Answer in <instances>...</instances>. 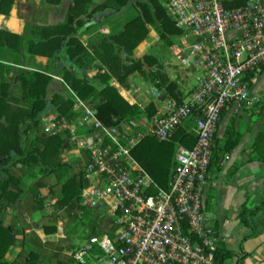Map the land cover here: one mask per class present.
<instances>
[{"label":"built area","instance_id":"obj_1","mask_svg":"<svg viewBox=\"0 0 264 264\" xmlns=\"http://www.w3.org/2000/svg\"><path fill=\"white\" fill-rule=\"evenodd\" d=\"M235 1L162 0L181 31L177 58L200 71L184 100L166 96L163 111L113 126L75 94L77 116L41 114L45 132L66 131L87 152L83 203L105 208L86 244L69 251L77 264H224L203 210L215 133L224 110L237 115L259 102L250 81L264 68V0L228 5ZM182 128L195 143L176 145L170 185L159 187L132 149L146 137L171 140Z\"/></svg>","mask_w":264,"mask_h":264},{"label":"crops","instance_id":"obj_2","mask_svg":"<svg viewBox=\"0 0 264 264\" xmlns=\"http://www.w3.org/2000/svg\"><path fill=\"white\" fill-rule=\"evenodd\" d=\"M72 1L61 0L57 5H50L43 0H15L7 15L0 13V29L16 34L26 32L34 38H41L43 35L38 27L61 23ZM102 1L93 0L92 7ZM98 12L101 11L94 12L89 20H97L95 23L79 32V29L89 22L86 21L77 30L81 42L95 57L91 65L78 70L89 79L94 78L98 72H107L106 66L98 57L100 52L96 42L101 35L108 34L111 30L107 23L103 22L109 16H116L119 13L108 10L110 14L107 12L97 16ZM147 27L146 38L135 47L131 57L141 58L144 54H149L156 62L144 63L143 72L134 71L124 80H118L110 75L106 83L113 86L128 104L137 105L145 114L152 115L163 111L166 96L177 101L184 100L200 71L192 65L181 63L177 58V53L183 50L181 33L162 38L157 23L147 24ZM165 54L174 56L177 64L165 60L162 57ZM21 58L20 64L9 63L13 69L8 72L6 79H12L16 69L50 70L51 81L47 87L46 100L51 106L47 112L60 114L57 106L51 101L53 95L59 93L71 96L73 106L70 111L73 114L70 117L77 116L73 97V94H77L60 76L61 70L70 66L66 64V61H70L67 56L62 55L56 62L64 64L59 74L53 73L56 64L52 68L48 67L47 56L30 55L23 51ZM263 72L264 68L250 81V95L258 98L259 102L251 108L243 109L237 115L229 110H224L221 114L213 146L215 156L208 169L209 185L203 195V210L209 224L220 236L226 248L231 250L232 254L233 251L237 252L238 256L233 258L234 261L239 258L241 264H264V204L251 218V226H243L239 219L242 207L253 208L264 201V158L260 150L253 146L257 134L264 129ZM152 75H155L154 79L151 78ZM137 80L140 83H137ZM145 87L147 89H144ZM10 93L14 101L22 104L20 89L15 80L10 86ZM100 100L101 97L85 101L96 109L95 103ZM149 109L151 114H148ZM40 127L47 135H59L64 140L63 145L58 153L47 155L46 163L18 162L10 167V173L20 177L21 190L14 201L11 198H4V206L0 208V224L12 235V242L5 250L3 258L13 264H77L70 257L69 251L86 244L80 241L87 239L94 232L98 212L105 208L104 205L99 209L92 208L83 203L85 182L81 172L87 160V152L71 144L66 138V131L49 134L44 131L41 122ZM228 128L238 133V142L232 150L223 151ZM182 129L186 131L185 128ZM86 131L82 130L83 133ZM24 141V145L30 147L33 143L32 133H28ZM262 149L264 147L261 151ZM14 154L15 151L11 155ZM58 161L64 163V170L61 172L53 169V165ZM0 174L2 177L1 172ZM68 179L73 182L71 188L80 192L79 200L75 195L68 193L67 202L61 203L63 186ZM9 187L15 188L13 184Z\"/></svg>","mask_w":264,"mask_h":264},{"label":"trees","instance_id":"obj_3","mask_svg":"<svg viewBox=\"0 0 264 264\" xmlns=\"http://www.w3.org/2000/svg\"><path fill=\"white\" fill-rule=\"evenodd\" d=\"M14 1L0 0V13L7 15ZM43 1L50 5H57L61 0ZM241 3L243 0H237L228 5L233 6ZM130 4H132L131 0H103L92 7L93 0H73L61 23L38 27L43 35L38 39L26 32L16 34L0 29V172L3 175L0 177V208L4 206V198H11L14 201L21 190L19 187L20 177L11 174L10 167L18 162L46 163L48 162L47 155L58 153L64 141L59 135H47L41 131L40 127V116L47 105L46 91L51 81L50 70L16 69L15 76L10 80L6 79L8 72L13 69L10 64L22 62L23 51L30 55L47 56L49 68L54 67L62 55H66L72 65L62 69L60 76L81 99L91 98L93 100L101 97L95 106L98 118L105 125L113 126L129 118L150 116L137 105L128 104L117 90L106 82L110 75L118 80H124L128 74L134 71L143 72L144 63L153 64L156 62V59L149 54H144L141 58L131 57L135 47L147 36V24L157 23L162 38L181 33L174 21L167 15L162 6V0H134L133 4L138 9V13L127 19L120 29H111L108 34L101 35L97 39L96 46L107 72H98L92 79L78 72V70L91 65L95 60L91 50L83 45L77 35L78 28L89 21L96 11L114 10V13H118ZM154 76L152 75L151 78L154 79ZM14 80L18 83L22 104L12 99L10 86ZM51 101L57 106L60 114L66 116L73 114L70 111L73 106L71 96L56 93ZM149 110L148 114H151V109ZM28 133L33 135V143L30 147L24 145V137ZM195 140V136L180 129L168 141H160L153 137L142 139L132 149V154L149 172L159 187L168 188L176 144L183 143L191 147ZM237 142L238 133L228 128L223 151L232 150ZM253 146L260 150L264 158V149L261 151V148L264 147V129L257 134ZM12 150L15 151L14 155H11ZM214 156L215 152L213 153L212 150L211 160ZM63 165L64 163L58 161L53 165V169L61 172L64 170ZM62 175L63 173L59 177L61 178ZM10 184H13L15 188L10 189ZM72 185L71 179L64 183L61 203L67 202L68 193L75 195L79 200L80 192L71 188ZM263 204L264 201L253 208L245 206L241 208L239 219L243 226L252 225L251 218L262 208ZM11 242L10 231L0 224V264H13L3 258L4 252ZM215 255L218 262L228 264L233 254L220 241L216 247ZM233 264H241V261L237 258Z\"/></svg>","mask_w":264,"mask_h":264},{"label":"rangeland","instance_id":"obj_4","mask_svg":"<svg viewBox=\"0 0 264 264\" xmlns=\"http://www.w3.org/2000/svg\"><path fill=\"white\" fill-rule=\"evenodd\" d=\"M132 1V4L128 5L125 9H123L121 12H119L118 14H116V16H109V18H107L103 23H107V25L113 29V30H116L118 29L127 19H129L130 17L134 16L135 14L138 13V9L135 7V5L133 4V1L134 0H131ZM131 3V2H130ZM105 13L108 12V10H104ZM104 11H101V12H104ZM110 14V12H108ZM102 24V23H101ZM100 54V53H99ZM98 57L101 58V54L98 55ZM162 57L165 59V60H169L171 63L173 64H177V60L174 56H169L167 54H165L164 56L162 55ZM263 77H264V72L262 73ZM254 80V79H253ZM137 83H140L139 80H137ZM144 89H147L146 87ZM84 242H87V239H83L82 241H80V243H84ZM237 253V252H236ZM236 253L233 251V255H232V258L235 256H238L236 255ZM231 258V259H232ZM234 258L230 261H228V264H232L234 263ZM246 258V257H245ZM237 259H235L236 261Z\"/></svg>","mask_w":264,"mask_h":264},{"label":"water","instance_id":"obj_5","mask_svg":"<svg viewBox=\"0 0 264 264\" xmlns=\"http://www.w3.org/2000/svg\"><path fill=\"white\" fill-rule=\"evenodd\" d=\"M104 14H105V11H104V12H98V13H96L97 16H102V15H104ZM96 21H97V20H92V21L87 22L83 27H81V28L79 29V32H81L86 26H88V25H90V24H93V23H95ZM66 64H67V65H71V62H70V61H66ZM62 66H64V64H63L62 62L57 63L56 66H55V68L53 69V73H54V74H59L60 69L62 68ZM50 106H51V103L48 102L47 106H46L45 109L43 110V113H46V112L49 110ZM13 153H14V151L12 150V151H11V154H13ZM0 175H1V174H0Z\"/></svg>","mask_w":264,"mask_h":264}]
</instances>
